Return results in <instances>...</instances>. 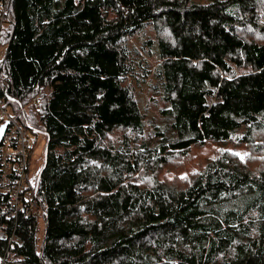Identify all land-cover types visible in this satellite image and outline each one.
I'll return each instance as SVG.
<instances>
[{
	"label": "trees",
	"instance_id": "trees-1",
	"mask_svg": "<svg viewBox=\"0 0 264 264\" xmlns=\"http://www.w3.org/2000/svg\"><path fill=\"white\" fill-rule=\"evenodd\" d=\"M8 9L0 100L48 140L31 184L41 214L7 219L0 192L5 264H264V107L238 106L236 80L257 72L264 83V0ZM171 16L179 50L154 29ZM207 146L218 153L181 173Z\"/></svg>",
	"mask_w": 264,
	"mask_h": 264
},
{
	"label": "rangeland",
	"instance_id": "rangeland-1",
	"mask_svg": "<svg viewBox=\"0 0 264 264\" xmlns=\"http://www.w3.org/2000/svg\"><path fill=\"white\" fill-rule=\"evenodd\" d=\"M196 1L208 3L210 0ZM198 20L202 22L208 36H214L213 42H219L220 40L217 39L218 32L216 21L210 17L198 18ZM178 25L179 21L175 16L159 18L154 24L156 35L160 39L169 42L171 48L174 50H179L181 46L180 40L178 38ZM190 31L193 37H198L197 33L193 29H190ZM229 51H233V48L230 47ZM5 53L6 47L0 46V60L4 59ZM236 80L243 85L244 89V93L237 102L238 106L247 107L254 105L257 107H264V83L258 77L257 72L250 74L239 73L236 77ZM221 95H226V92L221 91ZM188 107L199 114L212 113L211 108L205 109L202 107H195L190 103H188ZM7 109L9 115L16 117L17 113L12 108L8 107ZM27 135L30 151L26 177L30 185H35L38 174L45 162V150L48 139L43 133H34L28 131ZM217 153V149L214 146L194 149L193 155L186 160L184 167L182 166L181 173L187 172L188 174L190 171L195 172L198 164H202L206 158L212 157Z\"/></svg>",
	"mask_w": 264,
	"mask_h": 264
},
{
	"label": "built area",
	"instance_id": "built-area-1",
	"mask_svg": "<svg viewBox=\"0 0 264 264\" xmlns=\"http://www.w3.org/2000/svg\"><path fill=\"white\" fill-rule=\"evenodd\" d=\"M8 6L9 0L0 3V30L6 20H13ZM6 79L7 76L4 75V86L7 85ZM0 116V120L6 125L2 139L4 147L0 150V192L7 197L3 212L7 219H14L20 214H41L37 194L26 177L30 151L27 132L16 117L8 114L2 100ZM15 239L14 237L13 240ZM6 257L0 258L1 264H5Z\"/></svg>",
	"mask_w": 264,
	"mask_h": 264
},
{
	"label": "water",
	"instance_id": "water-1",
	"mask_svg": "<svg viewBox=\"0 0 264 264\" xmlns=\"http://www.w3.org/2000/svg\"><path fill=\"white\" fill-rule=\"evenodd\" d=\"M5 129H6V125L0 130V140L3 139Z\"/></svg>",
	"mask_w": 264,
	"mask_h": 264
}]
</instances>
